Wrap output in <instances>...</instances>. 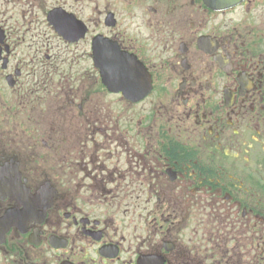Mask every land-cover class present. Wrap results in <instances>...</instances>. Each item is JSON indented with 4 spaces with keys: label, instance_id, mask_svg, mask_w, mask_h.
Segmentation results:
<instances>
[{
    "label": "flooded vegetation",
    "instance_id": "flooded-vegetation-1",
    "mask_svg": "<svg viewBox=\"0 0 264 264\" xmlns=\"http://www.w3.org/2000/svg\"><path fill=\"white\" fill-rule=\"evenodd\" d=\"M0 264H264V0H0Z\"/></svg>",
    "mask_w": 264,
    "mask_h": 264
},
{
    "label": "water",
    "instance_id": "water-1",
    "mask_svg": "<svg viewBox=\"0 0 264 264\" xmlns=\"http://www.w3.org/2000/svg\"><path fill=\"white\" fill-rule=\"evenodd\" d=\"M205 4L215 10L232 7L241 0H204Z\"/></svg>",
    "mask_w": 264,
    "mask_h": 264
}]
</instances>
